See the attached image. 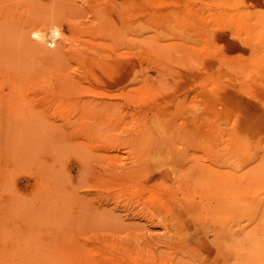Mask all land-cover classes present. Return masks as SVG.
<instances>
[{"label":"rangeland","instance_id":"rangeland-1","mask_svg":"<svg viewBox=\"0 0 264 264\" xmlns=\"http://www.w3.org/2000/svg\"><path fill=\"white\" fill-rule=\"evenodd\" d=\"M228 1L0 0V264H264Z\"/></svg>","mask_w":264,"mask_h":264},{"label":"bare ground","instance_id":"bare-ground-1","mask_svg":"<svg viewBox=\"0 0 264 264\" xmlns=\"http://www.w3.org/2000/svg\"><path fill=\"white\" fill-rule=\"evenodd\" d=\"M257 1L258 0H230L227 3L229 6V10L226 9L228 10L227 12H225L224 10L221 11V14H218L217 17L218 21L221 22L220 26L222 28L228 26L230 28V46L237 44V47L233 46V48H231L232 54L230 55L229 60L230 70L228 71V74L230 77L231 87L234 89L237 88L239 91L244 92V95H248L255 100L263 103L264 52L255 51V46L252 42L256 37L260 38L263 36V32L257 31L256 29L257 24H259V22H263L262 20H264V12L258 10L257 12H255V14L252 13V7L257 3ZM113 7L115 9H118V5L116 4H114ZM115 9L112 10V15L117 14V11ZM113 18L115 19L114 16ZM253 18H255V21H252ZM34 24L36 25V23H33V25ZM32 27L33 26L31 25V28ZM36 29H40V31H35L33 33L40 39L44 40V42L42 43L45 44L44 31H46L45 29H48V26ZM50 34L54 40L61 37V33L58 27L52 28ZM234 47H236L237 50L234 49ZM247 127L248 124L246 125V128ZM237 140L245 141V138L239 137L237 138ZM159 177L160 175L157 178ZM225 251L228 250L221 249L219 253L222 252L223 254H226L225 258L227 259L229 253Z\"/></svg>","mask_w":264,"mask_h":264}]
</instances>
